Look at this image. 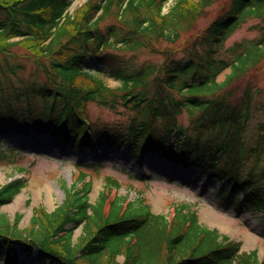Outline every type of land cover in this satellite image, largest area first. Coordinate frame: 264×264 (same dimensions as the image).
I'll return each mask as SVG.
<instances>
[{"label":"trees","instance_id":"obj_1","mask_svg":"<svg viewBox=\"0 0 264 264\" xmlns=\"http://www.w3.org/2000/svg\"><path fill=\"white\" fill-rule=\"evenodd\" d=\"M218 1L223 0H176L163 14L167 0H150L145 8L133 0H87L69 14V0H0V146L3 135L35 133L89 152L104 145L124 149L139 163L153 154L223 184L222 203L241 201L247 211L264 216V122L254 147L246 148L245 139L253 98L260 92L251 74L264 63V0H227L197 32L198 20ZM112 6L118 24L100 29ZM250 19L258 39L225 47ZM181 35L192 39L182 46L183 57L177 58V49H155V42H176ZM89 41L95 42L91 51ZM142 47L162 61L138 66L125 57ZM106 48L115 54L97 53ZM88 58L100 67L93 74L85 70ZM16 59L32 62L43 80L20 81L23 68ZM101 75L118 85L109 86ZM88 103L126 111L128 124L91 123L84 114ZM184 111L190 114L185 127L178 123ZM14 152H0V161ZM87 177L79 172L53 212L33 209L24 229L18 227L20 215L12 222L0 215V260L15 264L20 253L28 258L37 253L39 264H118L115 257L121 254V264H264L255 252L239 254V243L202 227L190 205L174 208L168 220L145 204L123 207L117 197L105 209L104 191L117 188L110 177L93 206ZM78 183L80 189H74ZM25 184L15 179L0 187V208ZM80 226L83 232L74 242Z\"/></svg>","mask_w":264,"mask_h":264},{"label":"rangeland","instance_id":"obj_2","mask_svg":"<svg viewBox=\"0 0 264 264\" xmlns=\"http://www.w3.org/2000/svg\"><path fill=\"white\" fill-rule=\"evenodd\" d=\"M87 0H70L71 4L68 13L78 9ZM140 8L146 7L150 0H133ZM176 0H169L165 4L162 13H167ZM117 2V0H116ZM227 0L218 1L206 10L205 16L196 23L197 32L201 31L208 23L222 11ZM110 16H106L104 21L99 24V28L118 24L116 21V6H112ZM255 20L250 19L241 24L229 36L225 47H230L236 42L246 41L252 43L259 37V32L252 28ZM121 31H125L122 24ZM112 40L115 39L113 36ZM192 39L185 35L176 42L159 41L154 43L155 49L162 51H172L177 49V58L183 57V45L190 43ZM88 50L95 46L94 41H89ZM153 46V47H154ZM180 50V51H179ZM91 51V50H90ZM109 52L115 54V50L103 49L97 53ZM119 53V52H118ZM121 54V53H119ZM90 55V54H89ZM138 66L147 62L159 64L163 57L147 48H140L135 53L125 54ZM16 63L22 66V71L18 73V79L22 82H40L43 75L35 70L32 62L26 59H16ZM15 63V64H16ZM87 67L92 70L100 69L91 59L87 60ZM229 69L222 72L217 81L222 82ZM16 76V77H17ZM255 79L259 94L253 98L252 114L249 119L245 134L246 148L254 147L258 143L260 124L264 122V63L260 68L251 74ZM16 77H13L16 81ZM109 86L115 87L118 82L112 78L100 76ZM84 114L91 123L108 125L109 128L118 126L125 127L128 124V114L119 109L117 112L109 111L99 107L94 103H88ZM190 114L186 111L178 116V123L183 127L188 125ZM3 143L0 152L13 149L14 157L10 160L0 161V187L12 180L20 177L26 179V186L14 198V200L0 208V215L13 221L15 215H20L18 227L24 229L29 225L33 209L41 208L46 213L53 212L62 204L66 197V190L70 189L76 182L79 172H84L91 181V191L89 203L95 205L98 202L99 193L105 190L104 178L110 177L116 180L117 188L105 190L108 201L117 197L123 203H131L133 207L141 204L148 206L154 215L171 217L173 209L179 205L187 204L196 211L198 223L208 230H216L219 235L226 237L228 241L240 244L239 254H250L255 252L261 261L264 258V216L260 212L247 211L241 204L236 203V207L222 204L218 198V190L222 187L221 183L204 177L200 171L185 169L180 165H173L153 154L144 157L141 163L132 158L122 149L109 148L102 146L100 151H78L70 149L69 146L59 144L57 139L48 135L36 136L35 133L25 137L22 135H3ZM260 166H264V152L261 155ZM255 159H250L246 164V169L251 167ZM90 165L85 168H78L77 165ZM78 183L74 189H80ZM237 196H240L238 193ZM83 229L76 228L73 232L72 240L77 242ZM118 264L123 263L124 257L119 254L115 257ZM0 264L3 261L0 260ZM16 264H39L37 253L30 258L19 254Z\"/></svg>","mask_w":264,"mask_h":264}]
</instances>
